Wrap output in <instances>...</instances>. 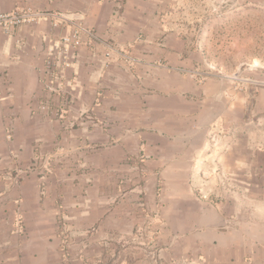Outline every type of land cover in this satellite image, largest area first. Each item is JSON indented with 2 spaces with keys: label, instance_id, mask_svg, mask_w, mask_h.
I'll return each instance as SVG.
<instances>
[{
  "label": "crops",
  "instance_id": "0c3cea01",
  "mask_svg": "<svg viewBox=\"0 0 264 264\" xmlns=\"http://www.w3.org/2000/svg\"><path fill=\"white\" fill-rule=\"evenodd\" d=\"M28 6L82 18L95 36L67 70L72 100L59 119L38 110L43 48L71 25L0 29V184L16 185L0 190V264H264V149L254 150L255 187L242 203L193 187L231 93L218 76L187 72L202 54L185 29L199 21L195 0H0L5 11ZM256 105L264 111V91ZM36 145L58 159L53 171L10 164L15 151L27 166ZM226 148L225 173L238 180L249 161L236 143ZM65 243L83 255L60 257ZM106 245L107 259L86 256ZM132 247L138 256H121Z\"/></svg>",
  "mask_w": 264,
  "mask_h": 264
},
{
  "label": "rangeland",
  "instance_id": "374dc122",
  "mask_svg": "<svg viewBox=\"0 0 264 264\" xmlns=\"http://www.w3.org/2000/svg\"><path fill=\"white\" fill-rule=\"evenodd\" d=\"M195 2L198 4L196 14L199 21H194V24L188 25L185 29L191 33L190 37L200 44L202 54L191 57V61L200 69L187 72L196 75L200 80L211 75L218 76L226 82L227 90L231 93L228 97V111L223 109L225 107L223 103L217 106L219 109L222 108L217 112L221 113L223 121L222 124L213 126L215 130H212L209 141H207L209 145L198 154L193 187L203 197L213 201L219 202L221 198H228L230 202L242 203L243 199L247 200V194L255 187L250 180L253 171L258 170L251 165L252 160L257 156L254 150L264 149V111L256 105L258 95L264 91V0H195ZM194 16L191 14L189 21H193ZM192 44L193 41L190 45ZM210 62L215 65L214 69L209 67ZM44 97H47V101L39 102L40 112V105L45 102H49L51 107L62 106L61 96L50 95L46 91L41 99ZM65 103L66 110H68L67 106L70 103L69 101ZM47 114L52 116L50 113ZM224 123H227V127ZM71 126L74 127V123ZM225 128L228 130V137H225ZM1 138L3 137H0V140ZM4 138L11 141L14 136L11 133L9 137L6 133ZM233 143L239 145L245 159L249 161V165L240 172L242 176L238 180L231 172L225 173L228 169L225 168V151H222L228 149L226 144ZM1 144L0 149H2ZM209 147L211 150H208ZM27 159V166H22L18 152L8 153L10 164L13 165L15 161L19 165V170L37 172L39 175L53 171L58 161L55 155L44 153L38 145ZM48 163L49 170L46 167ZM32 165L36 167L33 168ZM9 172L14 178L15 168L13 167ZM15 186L0 184V190L3 187L5 190H10ZM43 190L44 185L41 183L40 191ZM12 208L9 206L10 211ZM143 236L145 237L143 231H137L135 241H142ZM107 246L101 249L89 248L86 256L100 255L107 259L109 254L111 255ZM69 248L66 243L59 248L60 257L83 255L79 253L80 249L77 248L70 253ZM115 250L119 255L120 249ZM97 251L98 253H95ZM121 251V256L126 255L128 258L138 256L140 252L139 248L134 247L122 248Z\"/></svg>",
  "mask_w": 264,
  "mask_h": 264
},
{
  "label": "built area",
  "instance_id": "2783aa9c",
  "mask_svg": "<svg viewBox=\"0 0 264 264\" xmlns=\"http://www.w3.org/2000/svg\"><path fill=\"white\" fill-rule=\"evenodd\" d=\"M43 20H49L54 29L71 25L70 29L62 34L48 35L43 48L44 89L50 95L61 96L62 106L51 107L49 102H45L40 105V110L62 119L66 112L65 101L72 100L65 89L66 86H71L72 81L67 79V70L74 66L81 46L89 44L95 35L94 30L82 18H70L64 13L39 10L30 6L16 7L10 11L0 8V29L7 34H11L13 30L23 25L39 23ZM209 67L214 69L215 65L210 62ZM8 134L10 137L11 133ZM45 160L48 162L47 158ZM48 165L49 163L46 164L47 168ZM32 166L36 167V165Z\"/></svg>",
  "mask_w": 264,
  "mask_h": 264
}]
</instances>
